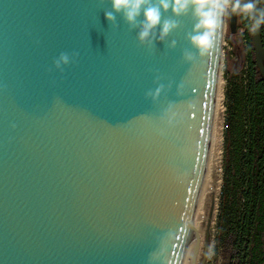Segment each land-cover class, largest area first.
Masks as SVG:
<instances>
[{"label":"water","instance_id":"water-1","mask_svg":"<svg viewBox=\"0 0 264 264\" xmlns=\"http://www.w3.org/2000/svg\"><path fill=\"white\" fill-rule=\"evenodd\" d=\"M109 8L0 0V264H181L191 231L206 264L194 212L222 39L200 56L186 16L141 45ZM252 45L264 81V26ZM61 52L79 53L62 72Z\"/></svg>","mask_w":264,"mask_h":264},{"label":"trees","instance_id":"trees-1","mask_svg":"<svg viewBox=\"0 0 264 264\" xmlns=\"http://www.w3.org/2000/svg\"><path fill=\"white\" fill-rule=\"evenodd\" d=\"M245 39L244 77L225 92L216 242L229 251L228 264H264V81L246 29Z\"/></svg>","mask_w":264,"mask_h":264},{"label":"clouds","instance_id":"clouds-1","mask_svg":"<svg viewBox=\"0 0 264 264\" xmlns=\"http://www.w3.org/2000/svg\"><path fill=\"white\" fill-rule=\"evenodd\" d=\"M99 3L110 5L104 16L113 29L119 27V16L130 32L136 31L139 44L150 47L155 42H164L181 26L180 18L190 16L192 28L186 33V38L200 56L222 39L226 18L235 15L251 35L264 26L261 0H99ZM78 56V52H61L53 65L62 72L61 65L68 66L72 57ZM162 87L148 91L146 97L151 96L155 100Z\"/></svg>","mask_w":264,"mask_h":264},{"label":"bare ground","instance_id":"bare-ground-1","mask_svg":"<svg viewBox=\"0 0 264 264\" xmlns=\"http://www.w3.org/2000/svg\"><path fill=\"white\" fill-rule=\"evenodd\" d=\"M224 123L222 85L219 80V73L215 87V98L213 107V118L211 135L206 158V165L195 206L194 219L201 229L203 244L205 231H209L216 221V196L220 188L221 156H222V133ZM197 232L191 231L186 251L181 264H190ZM201 251L197 262H199ZM198 264V263H197Z\"/></svg>","mask_w":264,"mask_h":264},{"label":"rangeland","instance_id":"rangeland-1","mask_svg":"<svg viewBox=\"0 0 264 264\" xmlns=\"http://www.w3.org/2000/svg\"><path fill=\"white\" fill-rule=\"evenodd\" d=\"M246 39L245 29L239 27L238 18L235 33H230L229 19L224 21L223 38L220 47V66H219V80L222 85L223 95V109L224 121L226 117V100L225 92L229 87L239 83L240 79L244 77L246 70ZM234 83V84H233ZM223 123V132H224ZM224 140L222 133V156H221V174H220V188L216 196V221L210 229L209 249L206 264H228L230 257L229 251L217 246V216L219 213L218 204L222 188L223 162H224Z\"/></svg>","mask_w":264,"mask_h":264}]
</instances>
